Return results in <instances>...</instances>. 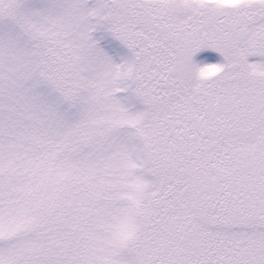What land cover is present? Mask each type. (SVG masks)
Here are the masks:
<instances>
[{
    "label": "snow or ice",
    "instance_id": "obj_1",
    "mask_svg": "<svg viewBox=\"0 0 264 264\" xmlns=\"http://www.w3.org/2000/svg\"><path fill=\"white\" fill-rule=\"evenodd\" d=\"M0 264H264V0H0Z\"/></svg>",
    "mask_w": 264,
    "mask_h": 264
},
{
    "label": "rangeland",
    "instance_id": "obj_2",
    "mask_svg": "<svg viewBox=\"0 0 264 264\" xmlns=\"http://www.w3.org/2000/svg\"><path fill=\"white\" fill-rule=\"evenodd\" d=\"M200 57H207L208 60L206 62L208 63H217V62H220L221 60L218 54L212 51H205V52L198 54L197 62H200Z\"/></svg>",
    "mask_w": 264,
    "mask_h": 264
}]
</instances>
